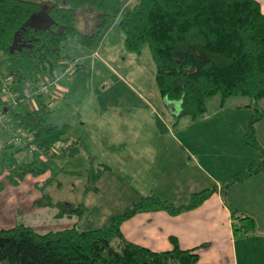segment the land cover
Instances as JSON below:
<instances>
[{
    "label": "trees",
    "instance_id": "trees-1",
    "mask_svg": "<svg viewBox=\"0 0 264 264\" xmlns=\"http://www.w3.org/2000/svg\"><path fill=\"white\" fill-rule=\"evenodd\" d=\"M87 21L89 29L81 30L79 24ZM116 22L124 32L128 52L141 54L149 48L160 96L180 103L177 123L183 117L195 121L204 115L208 98L217 94L223 99L247 96L256 104L264 98V10L257 0H138L131 6L122 0H0V52L9 61L6 77L12 80L11 87L20 94L40 89L46 78L74 64L63 54L69 40L76 39L81 47L95 52ZM81 70L74 64L69 79ZM53 91L33 97L35 108L23 98L13 104L1 98L0 79V112L5 111L0 124L7 133L0 137V177L5 175L0 192L6 183L18 187L28 176L45 175L52 159H73L80 154L79 142L51 122ZM8 117L12 125L7 128ZM17 131L24 132L29 144L14 142ZM246 138L259 147L253 123ZM32 144L41 151L31 153ZM20 153L31 159L21 160ZM89 160L86 194L99 191L97 184L104 172ZM260 173H264V159L246 164L227 188ZM53 180L51 176L36 184L42 194L38 204L57 209L58 218H81L87 210L84 204L55 203L44 192ZM211 192L195 193L180 206L151 193L126 213L112 217L106 229H82L77 223L44 234L22 224L2 229L0 264H198V248L184 250L171 237L170 250L154 251L129 241L122 225L137 214L178 215L195 209ZM255 228L254 219L235 218V235H248Z\"/></svg>",
    "mask_w": 264,
    "mask_h": 264
},
{
    "label": "crops",
    "instance_id": "crops-1",
    "mask_svg": "<svg viewBox=\"0 0 264 264\" xmlns=\"http://www.w3.org/2000/svg\"><path fill=\"white\" fill-rule=\"evenodd\" d=\"M47 1L51 0L34 2ZM122 1L125 6H131L138 0ZM257 1L264 10V0ZM90 25V21L82 22L79 28L88 30ZM124 41V32L116 22L107 30L95 52L81 47L76 39L69 40L65 44L64 56L72 60L74 64H78L82 70L71 79H63L59 88H55V94L52 97L54 111L51 122L62 128L68 138L79 142L78 156H81L84 146L88 149H96L97 152L100 149L102 154L106 153V158H101L104 161H100L96 154L87 157L89 163V159H93L95 168L104 170L98 181L102 189L106 186L105 180L111 178L117 181V187H120L121 192L127 190L129 196L135 195L137 199H140L151 193L158 196L154 193L153 178L159 170V157L161 156L162 160L168 155L169 158L173 150L178 149V144H184V142L171 139L170 142L162 143L161 139H158L163 136L162 132L174 137L175 129L166 119L165 122L161 120L162 125H159L157 129L155 96L153 97L149 92L146 96L147 91L140 93L141 89L146 88L143 81L146 78L144 69L145 71L150 69V74L152 70L151 75L154 76L156 84L154 62L152 63L149 59L145 63L141 62L143 52L141 54L128 52ZM102 72L106 75L101 76L99 73ZM96 74L100 75L99 79H96ZM110 74L114 82L110 80L112 79ZM6 75L7 73L0 71V79ZM118 79L128 85L127 88L133 92L132 96H136L141 105L131 100L130 96L126 97L125 94L108 93V87L113 86ZM131 84L137 85V88ZM95 88L104 90L100 92ZM162 100L170 116L179 115L181 109L179 102H170L163 98ZM32 106L35 107L36 104H31ZM151 115L153 118L150 117ZM261 118H264V113ZM4 128L0 127V137H7ZM3 133L4 135L1 136ZM261 147L259 145L257 150H264L263 142ZM184 153L183 159L186 161L187 169H191L194 175L198 173V177L189 180L184 177L182 180L169 182L166 200L180 206L188 203L195 193L203 190H213V192L199 207L178 215H170L164 211L137 214L122 225L124 236L129 241L154 251L170 250L172 248L170 238L174 237L184 250L198 248L200 255L198 264H264V173L238 184L250 189L244 195L245 199L241 204L235 202L232 197L233 189L231 188H235L236 185L230 187L228 192L231 204H228L224 200L221 180L217 175L218 168L216 165L212 166L211 159L206 158L205 155L200 157L187 146ZM259 158L255 157L253 162L263 160L264 156L261 155ZM89 169L71 170L68 173L79 178L86 176L87 179L86 173ZM164 171L168 173V167ZM107 174L112 177H108ZM205 179L206 183L215 184L213 189L207 188L208 184L203 182ZM0 180L3 178L0 177ZM22 184L15 188L6 184L4 190L0 192V230L24 223L23 218L18 216H22L24 211L27 212L28 198L18 199L13 206V203L11 204L8 200L11 193L14 194L13 190L19 189ZM35 196L38 198V195ZM24 200L25 203H23ZM239 217L254 219L256 224L254 232L248 235H235L233 224L235 218ZM127 229L134 232L130 234ZM146 232H149V240L143 238Z\"/></svg>",
    "mask_w": 264,
    "mask_h": 264
},
{
    "label": "rangeland",
    "instance_id": "rangeland-1",
    "mask_svg": "<svg viewBox=\"0 0 264 264\" xmlns=\"http://www.w3.org/2000/svg\"><path fill=\"white\" fill-rule=\"evenodd\" d=\"M147 59L152 63L154 62L149 48L144 49L140 61L145 63ZM153 65L155 64L153 63ZM9 68L10 65L7 56L2 55L0 52V71L8 73ZM153 68L156 70L155 66H153ZM149 71H145L144 69L143 72L146 78H144L143 81L145 82L144 86L146 88L139 91L142 94L147 91L145 93L146 96L148 92L153 97L155 96V100L157 101L155 102V108L157 110V129H159V125H162L161 120L165 122V119L170 121V124L175 129L174 137H170L169 134H163L162 132L163 136L161 138L158 137V139H161L162 143L166 141L170 142L171 139L184 142V144H178V149L175 148L169 158L168 155L162 160L161 156L159 157V170L154 174L153 178L154 193L162 198L168 199L169 182L182 180L184 177H186L187 180L198 177V173L194 175L191 169H187L186 161L183 159V155H185V146H187L200 157L205 155L206 158L211 159L212 166H217L219 174L216 173L221 180L222 188H225L223 192L224 200L228 204H231L228 192L229 188H227L228 183L235 174L243 169L246 163L253 162L255 157L261 158V155L264 156V150H257V147L250 144L252 140L246 138L253 123L258 145L261 147L262 142L264 143V118L258 119V117H261L264 113V98L259 100L256 104V101L247 96H229L223 99L220 94H217L208 98L207 111L204 115L200 116L195 121L183 117L180 122L177 123V118L170 116L168 109L164 107L163 100L154 81V76L151 75L152 70L151 74ZM114 73L116 74V72ZM99 74L101 76L106 75L104 72ZM99 74H96V79H99ZM110 75L112 78L110 80L114 82L112 74ZM115 82L113 86L108 87V93L113 94L118 92L125 94L126 97L130 96L132 98L131 100L141 105V102L138 101L136 96H132L133 92H131L130 88H127L128 85L126 83L124 84L120 79L115 80ZM125 82L128 83L130 81ZM131 86L137 88L135 84H131ZM98 87L100 86L98 85ZM95 89L100 92L104 90L100 88ZM27 103H31L32 105L37 104L36 100L33 98L29 99ZM32 108L35 107L32 106ZM19 109L22 108L20 107ZM27 109L25 108V111ZM150 117L153 118L152 115ZM152 123L153 119L150 124L152 125ZM10 125H12V122L8 117L5 126L8 128ZM0 127L3 128V125L0 124ZM2 135H4V133L1 134V136ZM89 152L90 154L88 155ZM93 154H96L100 161H104L101 158H106V153H100V149H98L97 152L96 149H88V147L84 146L82 147L81 156H77L73 159H52L50 160V170L45 175L39 177H26V181H23L22 186L19 188L21 190H13L14 194L11 193L8 198L9 202L11 204L13 203L12 206L18 199L28 198L27 212L24 211L22 216H18V218H23L22 220L24 223L22 225L32 227L36 232L41 234L71 228L74 225V221H76L78 226L82 229H106L112 217L126 213L139 202L141 198L137 199L138 197L136 198L135 195H133V197L129 196L127 190L121 192L120 187H117V181L111 178L105 180L104 185L106 186L104 189L101 188L102 185L100 182L97 184L98 189L100 188L101 190L100 192H91L87 195L84 193L87 182L86 176L80 178L74 177L69 174L68 171H85L87 168H90L91 164L87 160V157H91ZM100 155H102V157H100ZM19 158L25 161L31 159L30 155L26 153H20ZM212 159H217V161H212ZM167 167L168 173L164 171ZM105 168L106 167H104V169ZM130 175L132 176V174ZM51 176L54 177L53 185L47 186L44 192L48 194L55 203L66 202L74 205L84 204L87 210L81 218H58L57 209L40 206L41 204H38L42 199V194L36 189V184L45 182ZM107 176L112 177V175L109 174H107ZM2 178L4 180L5 175H3ZM200 180L202 181V179ZM110 181L111 183H109ZM127 182L129 183V181ZM203 182L208 184L207 188L213 189L215 186L212 182L206 183V179L203 180ZM235 185V188H231L233 189L232 197L235 202L241 204L244 202V195L247 191H250V189L243 185ZM12 187L15 188L14 186ZM35 195H38V198ZM25 202L24 200L23 203ZM127 232L131 234L134 231L127 229ZM148 233L143 237L146 240L150 239ZM150 246L153 247L152 245Z\"/></svg>",
    "mask_w": 264,
    "mask_h": 264
},
{
    "label": "built area",
    "instance_id": "built-area-1",
    "mask_svg": "<svg viewBox=\"0 0 264 264\" xmlns=\"http://www.w3.org/2000/svg\"><path fill=\"white\" fill-rule=\"evenodd\" d=\"M73 67H74V64H71L64 71L59 72V74H56L50 78H46L44 81L45 84L42 85L40 89H36V90H32V91L25 90L22 94H20L19 91L15 90L11 87L10 84H11L12 80L10 78L4 77L1 79V86H2L1 98L6 102L11 101L13 104H17L19 98L29 100L30 98H33L40 93L51 94L52 89H54V91H55L56 87L59 88L60 82L63 79L69 78V76L72 73ZM54 91H53V93H54ZM4 117H5V111H1L0 112V121H3ZM24 136H25L24 132L17 131L15 134L14 142L16 144H20L22 142V144L24 143L26 146L28 142H26V140L24 139ZM28 149L31 153L41 151L37 148V146H34L33 144L29 145Z\"/></svg>",
    "mask_w": 264,
    "mask_h": 264
}]
</instances>
